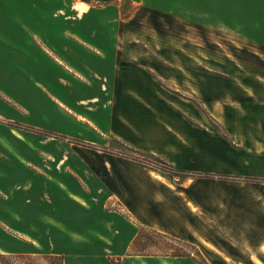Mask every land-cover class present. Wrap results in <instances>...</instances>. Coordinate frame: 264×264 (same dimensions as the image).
<instances>
[{"label":"rangeland","instance_id":"374dc122","mask_svg":"<svg viewBox=\"0 0 264 264\" xmlns=\"http://www.w3.org/2000/svg\"><path fill=\"white\" fill-rule=\"evenodd\" d=\"M85 1L90 7L0 0V183L24 197L32 185L27 197L39 216L58 223L55 232H72L77 207L51 182L78 193L76 181L85 180L69 169L68 156L80 151L87 161L102 153L172 190L160 192L172 216L140 223L132 256H159L158 264H264V0ZM79 5L89 8L86 15ZM201 129L226 141L223 170L211 157L210 171L185 169V133ZM127 139L158 149L148 153ZM60 158L67 165L57 170ZM194 158L193 167L204 161ZM108 192H98L106 210L131 216ZM172 192L182 194L183 207ZM40 238L45 245L35 256L0 255V264H61L65 254L49 257L50 236ZM53 238L68 264H77L79 251ZM107 254L113 264L128 256L117 248Z\"/></svg>","mask_w":264,"mask_h":264},{"label":"crops","instance_id":"0c3cea01","mask_svg":"<svg viewBox=\"0 0 264 264\" xmlns=\"http://www.w3.org/2000/svg\"><path fill=\"white\" fill-rule=\"evenodd\" d=\"M89 6L85 0H79ZM90 7V6H89ZM72 9V7H70ZM89 9V8H88ZM87 9V10H88ZM82 15H86L88 12ZM75 11V9H73ZM77 14V13H76ZM74 21L80 19V16L75 17ZM17 23V22H16ZM21 26V23L18 25ZM17 26V27H18ZM21 33V30H20ZM91 36V35H90ZM90 36H87L88 38ZM82 41V40H80ZM83 42V41H82ZM84 42L89 41L84 39ZM5 64V63H4ZM10 63H8L9 65ZM1 65V62H0ZM3 65V64H2ZM7 67V66H6ZM4 67V69L6 68ZM9 68V67H7ZM0 68V73H1ZM1 118V117H0ZM230 121V117H227ZM2 122V120L0 119ZM259 123V121H257ZM19 142L30 144L33 148V140L31 138H24L22 134L16 133ZM143 135V139L145 138ZM151 133L147 134L148 135ZM235 141L234 134L229 133ZM140 135V133H139ZM142 137L141 135L138 136ZM150 137V136H149ZM154 137H151V139ZM150 139V140H151ZM132 147L137 149H143L148 153H155L158 149L159 143L151 142L147 146L134 143L131 139L126 140ZM185 141L187 143L186 148V165L185 169L204 170L210 171L211 168L208 164V160L211 157L213 160L219 161V166L223 165L224 151L222 141H225L217 134L208 131V129H201L200 133L186 132ZM226 142V141H225ZM237 142V140H236ZM231 145V144H230ZM142 146V147H141ZM232 146V145H231ZM247 152L250 148L246 141L241 140V145H238ZM246 149V150H245ZM77 152L76 148H74ZM45 154V153H42ZM48 154V153H47ZM200 154L201 159L204 160L196 167H193L194 156ZM79 156H68L73 160V165L70 170L73 169L77 172H82L84 182L78 180L77 184L81 187V191L78 193H72L61 181L50 182L55 185L56 188L62 192H67L68 201L77 207L76 211L78 216L71 222L76 224L74 230L69 232L65 229L63 232L53 231V227L56 226V222L50 220L48 217L38 213V207L33 205L27 197L28 193L32 190V185L29 184L25 187V197L20 193L21 190H11V186H6L4 183H0V254L1 255H29L35 256L41 245H45L40 236H50V246L52 249L51 255L65 254L64 264H68V255L60 250L64 247L59 246L53 236H58L63 239V245H70L77 249L79 253H76L77 264H113L112 254H107L108 251L116 252V248L120 249L126 257H120V264L128 262V264H158L160 263L159 256L137 254L132 256L130 250H132L133 243L139 233V224L147 223L151 224L150 220L157 218H169L172 215L166 210V201L161 200L160 192L164 188L167 193L171 192L167 186H162V183L150 176L149 173H142L134 175L129 170L128 163L116 164L112 158L108 159L98 154L93 156L92 159L85 161L78 152ZM107 155V154H106ZM67 158V157H65ZM99 158L100 162H97ZM67 162L63 158L58 159L56 169L59 167H66ZM47 168L50 166L45 164ZM237 168L238 167H233ZM61 169V168H60ZM223 170L224 167L221 166ZM120 172V178L118 179L114 172ZM87 178V182H86ZM5 189L11 190L12 194H3ZM109 191V194H116L119 196L121 205L128 211V215L122 216L114 211H107L106 201L107 197L103 198L98 196V192ZM173 193V192H172ZM173 198L176 202L184 205L182 194L173 193ZM50 200V199H47ZM66 204L65 200H62ZM187 202L186 205H190ZM83 213L84 216H80ZM42 218L43 220H40ZM126 226H129V230H121ZM168 230V229H167ZM62 233V234H61ZM61 234V235H60ZM66 234L74 236L73 241L66 240ZM40 235V236H38ZM174 235H178L174 233ZM179 236V235H178ZM43 242V243H42ZM87 250V251H86ZM86 252L89 253L88 257ZM129 253V254H128ZM116 255V253H115ZM117 257V256H116Z\"/></svg>","mask_w":264,"mask_h":264},{"label":"bare ground","instance_id":"6f19581e","mask_svg":"<svg viewBox=\"0 0 264 264\" xmlns=\"http://www.w3.org/2000/svg\"><path fill=\"white\" fill-rule=\"evenodd\" d=\"M77 7H78V6H77ZM79 7H81V8H80V16H81L82 14H84V13L86 12V10H87L86 8H87V7H86L85 5H81V6L79 5Z\"/></svg>","mask_w":264,"mask_h":264},{"label":"trees","instance_id":"16d2710c","mask_svg":"<svg viewBox=\"0 0 264 264\" xmlns=\"http://www.w3.org/2000/svg\"><path fill=\"white\" fill-rule=\"evenodd\" d=\"M2 256H5V255H2ZM26 257H28V256H26ZM49 257H59V256L53 255V256H49ZM175 257H177V256H175ZM63 262H64V260L61 261V264H63Z\"/></svg>","mask_w":264,"mask_h":264}]
</instances>
